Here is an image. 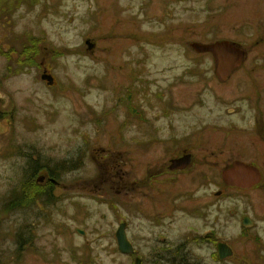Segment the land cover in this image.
<instances>
[{
	"label": "rangeland",
	"instance_id": "1",
	"mask_svg": "<svg viewBox=\"0 0 264 264\" xmlns=\"http://www.w3.org/2000/svg\"><path fill=\"white\" fill-rule=\"evenodd\" d=\"M214 9L211 0H0V264H148L153 254L162 264H264V169L249 191L221 180L245 151L257 153L252 138L226 126L248 118L211 110L216 96L243 99L235 88L245 74L222 88L203 79L200 110L161 117L156 141L132 112L139 100L148 122L160 115L137 90L193 65L183 54L192 42L233 36L247 53H264L256 29L264 0H219L216 22ZM199 64L209 71L212 58ZM44 68L54 85L41 81ZM178 87L172 98L191 103L192 89ZM182 151L187 164L192 155L187 172L159 169ZM13 195L18 208L9 207ZM244 216L254 224L242 226ZM122 222L138 254L119 252ZM214 240L232 256L215 259Z\"/></svg>",
	"mask_w": 264,
	"mask_h": 264
},
{
	"label": "flooded vegetation",
	"instance_id": "2",
	"mask_svg": "<svg viewBox=\"0 0 264 264\" xmlns=\"http://www.w3.org/2000/svg\"><path fill=\"white\" fill-rule=\"evenodd\" d=\"M180 1V0H179ZM212 5L214 4V13L216 15V20L217 21V4L219 3V0H211ZM155 2V0H154ZM158 3V2H156ZM229 3V0H228ZM161 4V3H159ZM167 4V3H165ZM242 6H239L237 9H239ZM166 15H169V11H166ZM228 16V13H227ZM227 20V19H226ZM263 23V22H262ZM262 23L259 24V26L256 28L257 32L260 33V39L258 43H262L264 46V24ZM262 25V26H261ZM217 27V26H215ZM233 36L227 37V38H219L215 39L216 40H227L230 41L236 45H240V40H235L232 38ZM190 45V44H189ZM242 48V47H241ZM244 51V50H243ZM188 52H191L188 51ZM184 56L189 57L190 60H193V65L191 66H186L183 67L181 70L177 71L176 73L173 74L172 78L170 81H168L165 84H162V86H158L157 83L155 84L156 90H150L149 89V84L148 82L146 83V86H141L139 90H137V95L138 97L140 95H144L145 98L148 96L150 101H154L157 103L159 107V112L160 115L158 114L155 116L154 120L151 122H148L144 117L142 112L144 111L141 108V104L137 101L136 103L138 104L136 108V113H140L142 116V119L145 124L150 125L152 128V131H149L151 133L150 135L153 136V140L156 141L155 135L162 133L164 130L159 129L156 127L154 124L156 121H158L161 117H164L168 119L172 114H176L177 112H186L188 111L193 112V111H199L202 105V81L204 80H211L210 82H206V85H209L210 87H215V88H222V86L226 85L230 80H232L233 77H236L239 73L240 74H245V77L243 79H249L246 83H237L236 89V94L239 96H242V100H235V102L228 104L225 101L226 99L220 96H216L220 101H218L215 104V107L211 108V110H215L218 112V117H227V118H234L236 116H242L246 115L248 118V123L245 125H237L234 123H231L229 125H226L229 128H237L238 127V132H241L243 136H249L251 139V144L254 146L255 151L258 153L253 152L254 156H252L245 151L244 155H242L238 161H241L245 164H248L250 166H254L257 169L261 170L264 169V53H256L254 55H251V53H247V51H244V58H243V63L241 66L235 68L233 71L229 73L225 77L224 81H219L217 78L215 71L216 67L213 65L210 67L209 71H203V67L200 66L199 64V59L202 56L201 53H183ZM189 54H192L193 56H189ZM207 55V53L205 54ZM211 57V55H210ZM249 62L248 65L246 63ZM260 64H257V63ZM184 85H188L189 89L195 90L193 94H191L192 90L188 92V96L194 95V100L189 103L188 105H182L180 102H176L172 96L174 90L172 89L173 87H177L181 90H186L185 88H182ZM212 87V89H213ZM207 97V95H205ZM225 101V103L221 102ZM140 109V110H139ZM226 126L221 127L224 128ZM148 127V126H147ZM171 128L170 126H168ZM193 127V128H192ZM196 124H193L191 126V132H195L198 130ZM212 130H217L216 128H212ZM221 131V130H220ZM240 133V134H241ZM188 134V133H187ZM243 153V152H242ZM185 153L182 152H177L176 154L172 155L170 158H168V164L163 165V162L160 165V170L164 171L166 174H169L170 176H176V175H181L185 172L188 171V169L192 165V155H189V163H180L177 164L178 166L176 167H186L185 169H174L170 170V167L172 165H176V163H172L173 160L176 159H181ZM259 155V158H258ZM165 164V163H164ZM167 166L166 168H164ZM262 182V180H261ZM261 184V183H260ZM259 185L253 187V188H258ZM253 188H248L245 191H249ZM236 190V189H235ZM240 191V190H237ZM216 194V192L214 193ZM215 242V249H216V244L218 241L214 240ZM136 251H134L133 254H135ZM216 253V252H215ZM136 254H138L136 252ZM151 257V255H149ZM163 256L159 260L157 257L151 258L150 263L148 264H162L163 263ZM169 264V261H167ZM141 264H143V260L141 259Z\"/></svg>",
	"mask_w": 264,
	"mask_h": 264
},
{
	"label": "water",
	"instance_id": "3",
	"mask_svg": "<svg viewBox=\"0 0 264 264\" xmlns=\"http://www.w3.org/2000/svg\"><path fill=\"white\" fill-rule=\"evenodd\" d=\"M85 44L88 51H91L94 47V45L88 40L85 42ZM191 48L197 53H211L213 55L216 74L218 75L220 80H224V78L229 74V72H231L233 68L239 67L244 56L243 52L239 48L235 47L227 41L215 42L208 45L192 43ZM41 80L45 81L49 86L53 85V77L47 74L46 71L43 72ZM3 128L4 126L1 125V133ZM187 161V158H184L182 160V162L184 163H187ZM170 169H173V167H171ZM44 178V176H39L36 179V183L39 185L43 184ZM221 179L227 186L244 189L259 183L261 175L257 169L251 166L245 165L240 162H234L231 167L221 172ZM50 182L55 183L54 180H50ZM217 194L219 195L220 193ZM251 224L252 222L248 218H243V226L247 227ZM124 228V224L120 225L115 234L118 249L121 253L131 254L132 248L126 239ZM77 233H79L80 235H84L82 231H77ZM217 251L218 258L221 260L232 256L230 248L224 243L217 244ZM134 264H140L139 259H136Z\"/></svg>",
	"mask_w": 264,
	"mask_h": 264
},
{
	"label": "trees",
	"instance_id": "4",
	"mask_svg": "<svg viewBox=\"0 0 264 264\" xmlns=\"http://www.w3.org/2000/svg\"><path fill=\"white\" fill-rule=\"evenodd\" d=\"M19 58H21L20 55H19ZM27 60L32 64L33 59H32L31 57H29ZM31 61H32V62H31ZM21 62H23V61H21ZM20 64H21V63H20ZM33 64L35 65V62H33ZM35 164H37V163H35ZM56 168H57V167H56ZM56 170H57V169H52V170L50 171L51 178H53V179L56 178V176H55V174H54V173L56 172ZM25 189H27V186L24 187V190H25ZM20 194H21V193H20ZM24 196H25V195H24ZM19 200H20V197H19V196L15 197V195H13V196H12V199L9 201V202L11 203L9 207H10V208H18L19 205H16V206H13V207H11V206L14 205L15 201H16V202H19ZM24 201H25V199H24ZM24 201H23V202H24ZM23 202H22V203H23ZM22 203H21V204H22ZM27 204H28V202H27ZM23 206H25V205H23ZM23 206H21V207H23ZM172 264H173V262H172Z\"/></svg>",
	"mask_w": 264,
	"mask_h": 264
}]
</instances>
